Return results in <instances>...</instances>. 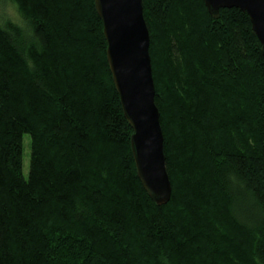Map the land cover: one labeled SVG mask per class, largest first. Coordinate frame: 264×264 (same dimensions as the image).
<instances>
[{
	"label": "trees",
	"instance_id": "1",
	"mask_svg": "<svg viewBox=\"0 0 264 264\" xmlns=\"http://www.w3.org/2000/svg\"><path fill=\"white\" fill-rule=\"evenodd\" d=\"M6 1L0 264H264V55L249 15L143 0L173 185L158 205L95 0Z\"/></svg>",
	"mask_w": 264,
	"mask_h": 264
},
{
	"label": "water",
	"instance_id": "2",
	"mask_svg": "<svg viewBox=\"0 0 264 264\" xmlns=\"http://www.w3.org/2000/svg\"><path fill=\"white\" fill-rule=\"evenodd\" d=\"M218 17L221 9L246 12L262 44L264 55V0H204ZM108 42L107 59L120 94L125 116L134 133L131 144L139 178L158 205L170 202L173 185L167 170L161 112L150 54V31L143 0H95Z\"/></svg>",
	"mask_w": 264,
	"mask_h": 264
},
{
	"label": "rangeland",
	"instance_id": "3",
	"mask_svg": "<svg viewBox=\"0 0 264 264\" xmlns=\"http://www.w3.org/2000/svg\"><path fill=\"white\" fill-rule=\"evenodd\" d=\"M0 18L2 19H16V11L14 6L10 4L6 0H0ZM30 156H31V139L27 134L24 137V164H23V172L25 177L29 175V167H30Z\"/></svg>",
	"mask_w": 264,
	"mask_h": 264
}]
</instances>
